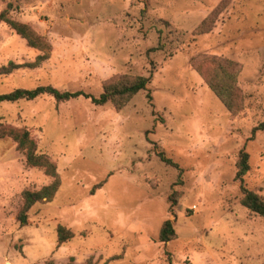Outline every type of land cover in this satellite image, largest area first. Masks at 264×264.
Instances as JSON below:
<instances>
[{
  "label": "rangeland",
  "instance_id": "374dc122",
  "mask_svg": "<svg viewBox=\"0 0 264 264\" xmlns=\"http://www.w3.org/2000/svg\"><path fill=\"white\" fill-rule=\"evenodd\" d=\"M7 4L50 51L0 76V95L50 86L97 98L114 77L150 80L119 111L83 97L0 103V125L27 130L60 181L20 227L22 192L52 179L0 138V264H264V219L241 206L235 180L243 151L242 184L264 201V129L254 130L264 123V0H0V13ZM39 55L0 22V66ZM197 56L238 65V115L191 68ZM166 220L176 238L163 244ZM58 226L73 234L60 246Z\"/></svg>",
  "mask_w": 264,
  "mask_h": 264
},
{
  "label": "trees",
  "instance_id": "16d2710c",
  "mask_svg": "<svg viewBox=\"0 0 264 264\" xmlns=\"http://www.w3.org/2000/svg\"><path fill=\"white\" fill-rule=\"evenodd\" d=\"M11 8V4L6 5V9L0 13V22L5 24L20 38L24 39L29 47L42 51L43 55L37 56L32 64L17 65L13 62H9L5 66H0V76L9 75L23 67H37L47 58V54L50 51L49 45L43 38L36 35L30 27L8 17V10ZM220 10L221 7H218L207 16L195 29L194 34H207L212 29ZM190 66L202 77L205 84L214 93L230 115L236 116L242 111L243 94L237 86L238 65L235 62L222 60L214 56H197L190 61ZM149 80V77L142 76L122 75L114 77L103 84L102 93L97 98L91 97L83 92H62L50 86L37 87L33 90L18 89L11 93L0 95V103H15L21 100L32 101L42 95L53 98L57 103L83 97L89 99L95 106H102L109 102L116 111H119L124 108L138 92L145 90L149 84ZM263 129L264 123L260 124L254 130ZM4 137L13 141L16 150L22 153L26 166L40 168L46 176L52 179L48 186L42 187L38 191L22 192V207L16 215V221L20 227H25L28 220V211L36 204L51 202L60 187V181L55 163L48 155L38 153L36 143L30 137L27 130L0 125V138ZM157 157L164 164L176 169L178 168L177 165L166 158L162 152H158ZM248 170V155L242 151L238 157L235 173V180L239 182L240 191L242 193L240 204L251 214L264 219V201L256 193L247 190L242 184L243 177ZM97 188H99L98 184L92 188V192ZM168 201H171L170 208H172L175 205V200H172V195L169 196ZM72 238L73 234L68 229L61 226L57 227L56 243L58 246ZM175 238L176 233L171 221H164L159 230L158 241L167 244ZM68 264H73L72 259H70ZM85 264L89 263L86 262Z\"/></svg>",
  "mask_w": 264,
  "mask_h": 264
}]
</instances>
